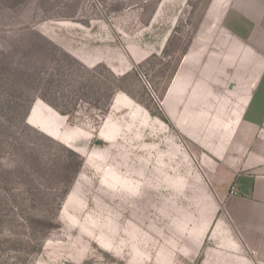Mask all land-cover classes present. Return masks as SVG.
I'll use <instances>...</instances> for the list:
<instances>
[{
  "label": "rangeland",
  "instance_id": "rangeland-1",
  "mask_svg": "<svg viewBox=\"0 0 264 264\" xmlns=\"http://www.w3.org/2000/svg\"><path fill=\"white\" fill-rule=\"evenodd\" d=\"M209 1L0 0V264H223L226 184L160 107ZM35 99L84 139L28 125Z\"/></svg>",
  "mask_w": 264,
  "mask_h": 264
},
{
  "label": "crops",
  "instance_id": "crops-1",
  "mask_svg": "<svg viewBox=\"0 0 264 264\" xmlns=\"http://www.w3.org/2000/svg\"><path fill=\"white\" fill-rule=\"evenodd\" d=\"M160 107L200 149L207 174L226 184L220 190L208 180L221 212L211 243L222 246L223 264H264V0L209 1ZM26 123L63 145L85 137L41 99Z\"/></svg>",
  "mask_w": 264,
  "mask_h": 264
},
{
  "label": "trees",
  "instance_id": "trees-1",
  "mask_svg": "<svg viewBox=\"0 0 264 264\" xmlns=\"http://www.w3.org/2000/svg\"><path fill=\"white\" fill-rule=\"evenodd\" d=\"M45 102V101H44ZM48 104V103H47ZM49 105V104H48ZM50 107H52L51 105H49ZM53 108V107H52ZM55 111H56V109L55 108H53ZM61 115H63V116H67V115H64V114H61ZM165 123H167L168 122V120L163 116L162 118H161ZM97 144L98 145H100L101 144V142H97Z\"/></svg>",
  "mask_w": 264,
  "mask_h": 264
}]
</instances>
